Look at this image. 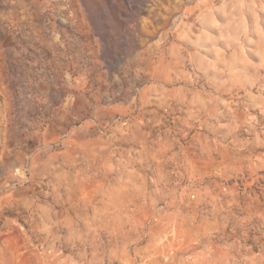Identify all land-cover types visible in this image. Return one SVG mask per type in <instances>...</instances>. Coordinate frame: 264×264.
Here are the masks:
<instances>
[{
    "label": "clouds",
    "instance_id": "clouds-1",
    "mask_svg": "<svg viewBox=\"0 0 264 264\" xmlns=\"http://www.w3.org/2000/svg\"><path fill=\"white\" fill-rule=\"evenodd\" d=\"M142 53L99 135L70 119L83 77L49 115L0 82V264H264V0H190Z\"/></svg>",
    "mask_w": 264,
    "mask_h": 264
},
{
    "label": "rangeland",
    "instance_id": "rangeland-1",
    "mask_svg": "<svg viewBox=\"0 0 264 264\" xmlns=\"http://www.w3.org/2000/svg\"><path fill=\"white\" fill-rule=\"evenodd\" d=\"M188 3L190 0H0V82L7 85L11 101L19 99L37 113L49 115L48 106L62 103L69 93L61 85V70L67 69L74 78L83 77L88 87L84 92L72 91L75 102L70 119L94 115L96 126L91 131L99 135L119 115L114 105L118 101L126 104L130 98L128 82L117 84L114 76L123 79L126 66L140 62L138 52L143 54V48L174 27ZM54 31L65 41L63 48L57 45L59 65L40 42L52 39ZM41 78L49 82L47 88ZM23 127L17 113L9 126L10 147L22 139ZM13 163L5 155L0 179ZM257 177L252 188L259 192L264 187V169L257 171ZM248 179L245 173L235 182L243 188Z\"/></svg>",
    "mask_w": 264,
    "mask_h": 264
}]
</instances>
